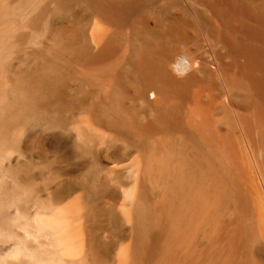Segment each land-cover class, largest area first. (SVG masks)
<instances>
[{
    "label": "bare ground",
    "instance_id": "6f19581e",
    "mask_svg": "<svg viewBox=\"0 0 264 264\" xmlns=\"http://www.w3.org/2000/svg\"><path fill=\"white\" fill-rule=\"evenodd\" d=\"M0 264H264V0H0Z\"/></svg>",
    "mask_w": 264,
    "mask_h": 264
},
{
    "label": "rangeland",
    "instance_id": "374dc122",
    "mask_svg": "<svg viewBox=\"0 0 264 264\" xmlns=\"http://www.w3.org/2000/svg\"><path fill=\"white\" fill-rule=\"evenodd\" d=\"M31 145L32 144H30V142H28V147H31ZM120 153V154H119ZM115 155V156H114ZM122 155H123V152L122 151H118V152H116V153H113L112 155H107L108 157H106V154L104 155L103 153H101L100 154V157H101V162H103L104 164H106V166L108 167V168H114V166L116 167V165H117V167H118V165H123V164H125V162L127 163V162H129V160L132 158V154H129V153H127V154H124L123 155V157H122ZM37 156H39V155H37ZM117 156V157H116ZM120 156V157H119ZM41 157V156H40ZM40 157L39 158H37V159H40ZM114 157V158H113ZM119 158V159H118ZM124 158V159H123ZM40 160H42V158L40 159ZM124 162V163H123ZM108 164V165H107ZM43 177V176H42ZM37 178H39V180L41 179L40 178V175H38V176H36V179ZM44 178V177H43Z\"/></svg>",
    "mask_w": 264,
    "mask_h": 264
}]
</instances>
